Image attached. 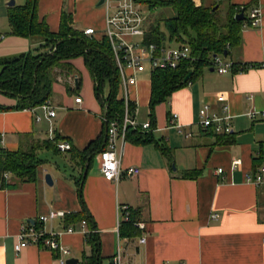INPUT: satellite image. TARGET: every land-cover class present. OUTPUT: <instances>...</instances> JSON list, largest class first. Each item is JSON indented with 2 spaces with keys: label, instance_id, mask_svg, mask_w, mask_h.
<instances>
[{
  "label": "crops",
  "instance_id": "1",
  "mask_svg": "<svg viewBox=\"0 0 264 264\" xmlns=\"http://www.w3.org/2000/svg\"><path fill=\"white\" fill-rule=\"evenodd\" d=\"M10 1L0 0V59L37 54L41 39L11 34ZM25 2L14 0V6ZM98 2L37 0V14L50 32L57 33L66 13L74 29L92 28L96 39L101 37L106 19L104 6ZM221 2L225 8L246 6V14L252 8L261 9L258 27L243 28L240 47L232 49L224 60L238 67H253L244 72L231 68L225 74L205 67L198 78L158 104L149 142L128 139L116 143L122 173L118 181L109 182L101 175L99 152L82 159L88 147L107 148L105 115L94 98L83 57L70 61L78 72L79 88L68 79L56 78L52 83L47 102L54 108L53 118L47 117L42 105L0 112V148L7 152H17L32 141H52L56 135L59 142L71 146L65 153L39 150L34 182H20L12 174H3L10 188L0 186V264H59L58 252L35 246L14 251L18 231L27 225L60 233L58 239L69 251L63 258L73 259V264H85L92 255L89 237L82 231L89 229L96 235L99 249L96 264H114L118 248L121 264H264V183L257 186L251 181L264 166V119L259 114L254 119L247 116L249 111L264 110V0H199L198 4ZM151 73L144 62L136 75V86L127 93L140 125L150 122ZM220 94L226 97L231 116V144H218V135L197 125L203 106L208 105L213 112L220 109ZM117 98H124L121 87ZM0 104L9 107L15 101L0 95ZM233 160H240V164L233 167ZM129 167H137L139 175L125 176L123 172ZM192 171L197 172L194 177H185ZM45 174L52 177L51 186L46 184ZM118 206H128L137 222L144 224L138 236L117 234ZM52 211L64 212L65 217L38 221ZM211 214L219 218L213 220ZM71 215L87 220L85 229L81 220L68 222ZM69 228L73 229L71 234L65 233ZM140 237L145 238L142 244Z\"/></svg>",
  "mask_w": 264,
  "mask_h": 264
},
{
  "label": "trees",
  "instance_id": "2",
  "mask_svg": "<svg viewBox=\"0 0 264 264\" xmlns=\"http://www.w3.org/2000/svg\"><path fill=\"white\" fill-rule=\"evenodd\" d=\"M152 11L154 8L170 9L169 18H160L152 24L144 37L146 44L178 46L187 44L190 47L195 61L181 63L175 69H156L151 73V91L149 96V130L140 128L126 130L125 140H133L143 144L149 142L155 126V107L167 102L171 94L183 87L194 78L200 76L204 67H208L214 55L228 58L232 49L241 45V30L243 21H236L235 16L244 13L248 7L237 8L228 5L224 13L220 11L219 3L205 6L196 5L192 0H135ZM216 6L215 10L213 7ZM11 34L16 37L39 38L42 45L37 49V54L32 52L19 57L0 59V95L15 101L13 106L0 104V112L22 111L43 105L52 92V83L55 79H67L79 76L70 61L83 57L87 71H89L94 92V98L103 108V115L107 121L117 120L122 122L125 110V101L118 99L120 89V76L114 66L113 56L109 41L103 36L99 38L87 37L83 32L72 27V18L63 14L57 33H52L45 22L38 18L37 0H26L24 5L13 6L8 12ZM44 50V51H42ZM226 54V56H225ZM234 72H244L252 65L231 66ZM237 67V68H235ZM58 69V72L54 71ZM190 74L184 82L185 76ZM129 115L134 116L135 105L128 103ZM230 135H218V144H231ZM61 140L55 136L52 141L30 142L26 148L21 147L17 152H7L0 148V186L9 187L4 182L3 174L8 173L20 182H34L37 168L40 164L37 158L39 150L56 149V144ZM101 141V139H99ZM98 141V142H99ZM89 147L82 154V159L87 160L97 152L105 150V146ZM197 172H188L185 177H194ZM80 186V185H79ZM81 195L80 187L78 188ZM130 221L123 222L119 233L124 237L138 236L134 226L137 219L130 211ZM68 222L79 220L88 221L77 215L66 218ZM92 245V255L85 259V264H96L97 249L96 235L92 229L87 234Z\"/></svg>",
  "mask_w": 264,
  "mask_h": 264
},
{
  "label": "built area",
  "instance_id": "3",
  "mask_svg": "<svg viewBox=\"0 0 264 264\" xmlns=\"http://www.w3.org/2000/svg\"><path fill=\"white\" fill-rule=\"evenodd\" d=\"M198 5L199 0H192ZM222 1V0H217ZM106 12V19L104 29L102 31L103 37L110 43L111 52L113 56L114 66L119 72L120 76V87L124 92L125 110L124 117L121 123L117 120L107 121L104 118L106 124V136L105 144L107 148L99 152L98 160L100 164V172L103 178L109 182L118 181L121 177L120 159L117 156L116 143L118 141L123 142L125 140L126 129L140 128L142 131L149 130V123L145 122L141 125L135 120V116L129 115L127 104V93L131 87L136 86V75L142 71L144 62H148L151 71L156 69L170 70L175 69L181 63L185 61H195L192 56L190 47L187 44H180L178 46L169 45H157V44H146L144 37L147 33L148 27L146 14L148 11L143 10L142 3H137L135 0H104L102 4ZM261 9L252 8L248 11L246 21L243 23L242 28H255L258 27L261 21ZM244 16V19H245ZM87 37L95 35V30L87 28L82 31ZM1 39V38H0ZM262 65H264V57L262 59ZM210 68L216 70L219 74H225L232 68L231 62H225L221 56H215L209 63ZM68 81L72 83V78ZM218 101L222 104L220 109L216 112L210 110L208 105L203 106L198 111L197 125L201 129H207L214 135H230L232 132L231 127V116L228 112L227 99L222 94L218 95ZM75 101L81 103L79 98ZM43 109L47 112V117L53 118L55 112L49 102L42 105ZM135 113V109H134ZM259 114L260 118L264 119V110L260 113L249 111L247 116L249 119H254ZM134 115V114H133ZM173 118H176L174 115ZM57 152L65 153L71 149L70 144L67 142H59L56 144ZM240 160H233L232 166H238ZM218 172H222L219 168ZM139 169L137 167H129L123 172L127 177H134L139 175ZM254 185L260 186L264 183V166L258 169V172L254 175L251 180ZM117 234H119V228L123 222L130 221V209L128 206H118L117 208ZM211 219L216 220L219 218L216 214H211ZM65 213L61 211H52L46 216L38 218L40 223H44L46 220H55L56 218H64ZM87 222L82 221L81 227L85 229ZM134 226L140 232L143 231L145 226L141 222H135ZM72 228L64 230L65 233L71 234ZM84 234H88L89 230H82ZM60 233L46 232L43 226H21L17 234V242L14 244V251L21 252L28 246H35L43 248L51 252H58V263L64 264L65 260L63 257L69 255V251L66 250L60 243L58 237ZM120 235V234H119ZM125 240H129L125 238ZM139 243H144L145 238L140 237ZM264 243V241H263ZM119 248L117 249L116 256L113 259L114 264L120 263Z\"/></svg>",
  "mask_w": 264,
  "mask_h": 264
},
{
  "label": "rangeland",
  "instance_id": "4",
  "mask_svg": "<svg viewBox=\"0 0 264 264\" xmlns=\"http://www.w3.org/2000/svg\"><path fill=\"white\" fill-rule=\"evenodd\" d=\"M220 11L222 13H224V11L226 10L225 8V2H221V4L219 5ZM143 10L148 11L146 14L148 15L147 17V27L149 28L152 24L154 25V23H157V20L160 18H169L170 15H172V11L169 9H158V8H154L152 9V11L147 10V7H143ZM222 60H226V57H222ZM205 68V67H204Z\"/></svg>",
  "mask_w": 264,
  "mask_h": 264
},
{
  "label": "water",
  "instance_id": "5",
  "mask_svg": "<svg viewBox=\"0 0 264 264\" xmlns=\"http://www.w3.org/2000/svg\"><path fill=\"white\" fill-rule=\"evenodd\" d=\"M103 3H104V0H99L98 5H102ZM8 6H11V7L14 6V0H11L8 3ZM215 8H216V6L213 7L212 11H214ZM243 19H244V13H239L238 15L235 16V20L238 21V22L239 21H243ZM215 56L216 55H214V57ZM225 56H226V54H225ZM189 77H190V74L186 75L185 79H184V82H186L189 79ZM78 82H79L78 76H74L73 79H72V84H73L74 88H79L78 87V85H79ZM104 130H105V133H106V131H107L106 130V124H105ZM45 182H46L47 185L51 186L52 185V177L50 175H48V174H45ZM65 264H73V259L72 260L69 259V260L65 261Z\"/></svg>",
  "mask_w": 264,
  "mask_h": 264
}]
</instances>
